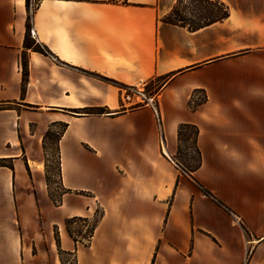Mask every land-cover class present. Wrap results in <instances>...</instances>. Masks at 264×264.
<instances>
[{"label": "crops", "instance_id": "0c3cea01", "mask_svg": "<svg viewBox=\"0 0 264 264\" xmlns=\"http://www.w3.org/2000/svg\"><path fill=\"white\" fill-rule=\"evenodd\" d=\"M176 1L0 0V264H264V0H220L230 16L195 32L164 21ZM29 15L49 55L25 47ZM144 86L158 116L117 112ZM86 108L105 113L68 111ZM58 122L56 207L31 158ZM181 124L231 212L180 172ZM98 208L75 241L66 220Z\"/></svg>", "mask_w": 264, "mask_h": 264}, {"label": "rangeland", "instance_id": "374dc122", "mask_svg": "<svg viewBox=\"0 0 264 264\" xmlns=\"http://www.w3.org/2000/svg\"><path fill=\"white\" fill-rule=\"evenodd\" d=\"M39 0H30V3L37 4ZM205 6L203 3L198 2L196 0H186L185 7L183 9V17L187 22H196L199 17L202 15L200 10L201 8ZM165 19V18H164ZM174 19H179L178 17H175ZM156 86H152L148 88L146 87V91H144V95L147 98H153L156 94ZM202 99V96H198V100ZM121 101H122V91H121ZM144 103H147L145 101ZM143 102H140L139 104H134L126 107H122L117 110V112H127L132 111L134 109H139L141 107H144ZM155 103V102H154ZM123 106V102H122ZM195 106V105H193ZM156 108V105H155ZM65 129L64 122H58L51 126L49 133L44 138V145H43V154L41 159L31 158V162H35V167L41 172V174L45 176L49 186L50 191L52 194V200L54 202V206H58L61 196V189L59 185V168H60V160H59V152L57 148L58 143V134L62 133ZM185 136H190V139L188 141H184L181 144V150L180 154L177 156L176 164L179 168H190L198 159V155L196 153V150L194 149V132L191 130H186L184 132ZM5 164L10 165L11 160H7ZM44 166V168H43ZM182 175L186 176L182 170H180ZM103 214V210L101 208H98L96 212V218L99 219ZM94 220L84 222L83 220H77L70 223V229L74 233V236L80 240L82 243H88L89 239H86L88 233L91 231ZM63 260H66L68 264H74L75 258L68 255H60Z\"/></svg>", "mask_w": 264, "mask_h": 264}, {"label": "trees", "instance_id": "16d2710c", "mask_svg": "<svg viewBox=\"0 0 264 264\" xmlns=\"http://www.w3.org/2000/svg\"><path fill=\"white\" fill-rule=\"evenodd\" d=\"M198 2L203 3L205 6H203L200 10L201 16L196 22H187L183 15V9L186 4V0H177L173 9L171 12L165 17L164 21L168 24L176 25V26H181L184 28H187L191 32L198 31L200 29H203L207 26H210L214 23L221 22L225 19H227L230 16V9L228 6H226L225 3H223L220 0H196ZM27 8L28 12H31V3L30 0H27ZM183 8V9H182ZM175 17H178L179 19H174ZM32 23H31V15L28 16V23H27V34H26V39H25V47L27 49H32L35 52H38L40 54L44 55H49L48 49L45 47L41 46L40 44L36 43L34 39H32ZM23 63V70H24V77L27 75V58L24 55L22 59ZM89 74V73H88ZM204 102V101H203ZM196 107L193 106V104H190V109L194 110ZM72 113H76L79 115H93V114H104L105 110L102 108H86L80 111L76 110H68ZM65 129L62 133L58 134V140L60 137L66 132L68 128V124L64 123ZM186 130H191L194 132V149L196 150V153L198 155L197 161L190 167V168H181L182 172L188 176L194 185L200 190V192L210 198L212 201H214L218 206H220L222 209H224L227 212H231V210L226 206L220 199H218L210 190H208L206 187H204L194 176L193 173L196 172L201 166H202V154L200 149L198 148L197 145V139L199 135V129L197 126L192 125V124H181L179 126L178 130V142H179V149H178V154H180L181 150V144L184 141H188L190 139V136H185L184 132ZM49 133V132H48ZM47 133V134H48ZM177 154V156H178ZM0 164H5L4 161H0ZM60 173V170H59ZM77 220H83L84 222H87V219L83 218H71L66 220V229L70 236L75 240L78 241V239L74 236V233L70 229V223L73 221ZM94 225L91 229V231L88 233L86 239L92 238L96 224L98 222V219L95 217L94 218Z\"/></svg>", "mask_w": 264, "mask_h": 264}, {"label": "built area", "instance_id": "2783aa9c", "mask_svg": "<svg viewBox=\"0 0 264 264\" xmlns=\"http://www.w3.org/2000/svg\"><path fill=\"white\" fill-rule=\"evenodd\" d=\"M144 91H146V86L144 87H125L122 90V102L123 107L139 104L140 102H145L144 106H152L156 115L158 116L157 109L155 108V103L153 98H147L144 95Z\"/></svg>", "mask_w": 264, "mask_h": 264}]
</instances>
